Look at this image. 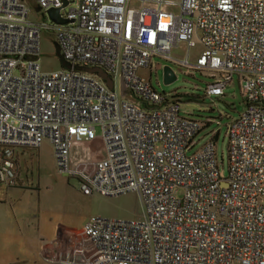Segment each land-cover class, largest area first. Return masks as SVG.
Masks as SVG:
<instances>
[{
	"label": "built area",
	"instance_id": "built-area-1",
	"mask_svg": "<svg viewBox=\"0 0 264 264\" xmlns=\"http://www.w3.org/2000/svg\"><path fill=\"white\" fill-rule=\"evenodd\" d=\"M33 1L68 22L0 0V182L16 185L17 149L47 140L85 195L134 193L142 205L138 218L58 228L41 241L46 264H264V0ZM46 31L71 68L43 70ZM155 58L207 72L210 98L240 78L227 175L213 139L188 155L210 121L155 90L143 74ZM77 67L104 69L113 88Z\"/></svg>",
	"mask_w": 264,
	"mask_h": 264
},
{
	"label": "rangeland",
	"instance_id": "rangeland-1",
	"mask_svg": "<svg viewBox=\"0 0 264 264\" xmlns=\"http://www.w3.org/2000/svg\"><path fill=\"white\" fill-rule=\"evenodd\" d=\"M25 1L31 8L33 20L49 22V19L42 18V12L36 11L33 0ZM201 48L197 40V46L191 51L193 58ZM40 64L43 70L61 68L54 36L49 31L41 34ZM166 64V61L155 58L151 70L143 71V74L149 76L157 92L177 95L182 114L201 123L210 121L195 137V146L188 155L213 139L217 165L227 175L229 139L226 127L244 109L240 78L234 75L223 96L210 98L205 95L206 84L212 81L207 72L169 63L177 78L165 84L162 66ZM83 155L82 148L75 151L77 158ZM15 158L16 185L0 182V264H46L41 241L54 235L58 228H81L93 216L133 219L142 212V205L134 193L116 197L85 195L77 179L58 170L52 145L47 140L38 149H17Z\"/></svg>",
	"mask_w": 264,
	"mask_h": 264
},
{
	"label": "water",
	"instance_id": "water-1",
	"mask_svg": "<svg viewBox=\"0 0 264 264\" xmlns=\"http://www.w3.org/2000/svg\"><path fill=\"white\" fill-rule=\"evenodd\" d=\"M66 4L67 1L64 2V5ZM40 10L41 9L39 7H36L37 12H40ZM45 15L49 20L59 24H65L68 22L66 18L61 16L60 8H50L45 12ZM55 49H56V56L60 61L61 67L71 68L72 67L71 64L63 58L57 43H55ZM77 69L98 75L100 78L104 80V82L109 88H113L114 86L111 76L106 71H104V69L100 67H77ZM163 78L165 84H170L176 80L177 78L176 74L170 65L166 64L163 66Z\"/></svg>",
	"mask_w": 264,
	"mask_h": 264
}]
</instances>
